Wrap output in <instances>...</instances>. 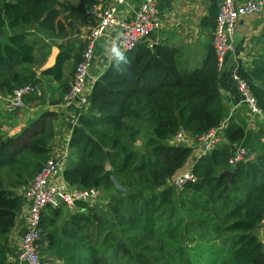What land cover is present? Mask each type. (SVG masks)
Segmentation results:
<instances>
[{"label":"trees","instance_id":"trees-1","mask_svg":"<svg viewBox=\"0 0 264 264\" xmlns=\"http://www.w3.org/2000/svg\"><path fill=\"white\" fill-rule=\"evenodd\" d=\"M95 3L81 0L67 7L59 0H0V36L5 39L0 40V94L43 85L35 72L36 43L26 29L37 25L44 37L63 39L73 28L72 23L66 26L63 14L72 10L78 18ZM7 28L15 34L9 36ZM58 46L55 65L42 72L60 86L61 98L54 105L69 92L64 70L74 49L70 43ZM251 78L264 111V89L258 84H264L262 63ZM35 100L43 102V97L26 99ZM56 117L45 113L15 135L0 137V264H12L11 234L24 204L19 190L28 189L51 159ZM223 120L213 47L204 66L190 73L180 71L177 51L164 45H140L123 53L94 84L90 108L74 129L64 173L71 186L101 189L107 205L79 204L87 214L73 215L62 230L44 213L39 245L47 241L49 246L41 247L40 255L55 254L66 264H199L194 246L202 243L222 246L223 257L210 264H264V245L256 234L264 219V154L234 167L228 163L245 139L242 127L231 123L225 133L228 144L196 161L190 169L194 182L181 191L170 184L193 149L167 142L180 131L205 134ZM107 170L129 190L127 195L114 197L113 184L104 178ZM225 171L233 172L232 181L221 175Z\"/></svg>","mask_w":264,"mask_h":264},{"label":"crops","instance_id":"crops-1","mask_svg":"<svg viewBox=\"0 0 264 264\" xmlns=\"http://www.w3.org/2000/svg\"><path fill=\"white\" fill-rule=\"evenodd\" d=\"M3 1V0H1ZM67 7L77 5L79 6L81 0H59ZM96 3H111L112 0H95ZM224 0H159V13L161 24L160 28L152 36V38L142 44L149 48L160 44L173 48L177 51V65L181 72L190 73L194 70L201 69L211 52L213 47V37L216 27V15ZM240 3L248 0H236ZM138 0H125V4L120 6L121 13L127 21L134 17L135 12L138 10ZM81 17V18H80ZM76 17L73 15L72 10L66 11L62 19L68 27L70 23L73 24L72 29H68L66 35L62 39L44 37L38 31V26L31 29H26V32L31 34L30 40L36 43V62L35 72L37 77L43 82L41 87L43 102L39 100L26 101L25 107L29 113H21L19 110L18 117L29 115L27 120L31 123L39 119L43 114L54 112L58 122L54 127V137L51 141L52 153L51 157L56 156L58 153L64 152L67 143H69V160L71 159L70 142L74 129L78 125L79 118L76 110L73 107H66L63 101L54 105L56 101L61 98L59 84L49 77L42 76L45 69L51 68L55 65L56 59L60 53L58 46L64 43H70L73 49L72 59L66 65L64 70L65 79L69 80L71 84L74 76L76 58L81 52V48L85 46V38L88 35L89 18L86 14ZM85 21L82 22V18ZM75 28V29H74ZM19 32L22 29H18ZM5 32L9 36L15 34L10 29ZM0 40L5 42V39L0 36ZM53 40L58 42L53 44ZM117 46L116 41L109 43L105 39L99 40L95 45V60L93 67L90 71L89 88L93 89L96 81L105 73L111 63L118 57H113V49ZM40 56L45 57L42 60ZM264 65V21L255 14L248 15L240 19L236 39L234 43V50L230 52L225 61V67L219 73V89L222 95L224 107V120L222 125H225L227 130L231 123H236L242 127L245 132V139L237 145V148H246L250 153V160H255L260 154H264V121L261 119H254L249 114L246 106L242 103V97L238 89V83L235 76L239 75L245 79L251 80V72L255 70L258 64ZM264 89V84L258 82ZM11 95L0 94V118L6 111L7 100ZM38 96V97H40ZM24 107V108H25ZM23 108V109H24ZM41 113L34 114L39 110ZM22 110V109H21ZM12 114V113H10ZM31 115V116H30ZM39 115V116H38ZM38 116V117H36ZM55 118V119H56ZM7 119V118H2ZM12 121V120H11ZM19 122V121H18ZM28 125V124H27ZM24 122L16 126L17 132L21 131L27 126ZM11 127L4 125L0 132L7 135H0V137H7L15 135L10 134ZM226 133V131H225ZM149 138V137H148ZM147 141V139H146ZM145 142V140H144ZM143 142H138L142 145ZM167 144L174 146L171 139ZM228 144L226 136L222 137L218 147ZM200 149L196 147L193 149V154L187 165L182 172L189 171L196 161L200 158ZM181 172V173H182ZM179 173L178 175H180ZM177 175V176H178ZM27 189L19 190L23 196ZM101 208V207H100ZM81 209V208H80ZM58 211V212H54ZM87 214L86 210L71 211L66 207L59 209H48L44 215L48 218L56 219V227L62 230L66 223L73 215ZM30 225L29 204L24 197V204L18 216L17 226L11 234V253L9 255L12 264L19 261L18 251L20 248V239L28 231ZM54 229V228H53ZM257 236L264 245V233L261 231L260 226L256 231ZM49 243L46 241L41 247L48 248ZM40 247V248H41ZM43 259H47L48 264H66L65 259L58 257L55 254L45 253L42 254ZM41 257V258H42ZM47 264L46 262H44Z\"/></svg>","mask_w":264,"mask_h":264},{"label":"built area","instance_id":"built-area-1","mask_svg":"<svg viewBox=\"0 0 264 264\" xmlns=\"http://www.w3.org/2000/svg\"><path fill=\"white\" fill-rule=\"evenodd\" d=\"M138 3V10L129 21L124 18L119 9L125 4V0H112L108 4L95 3L86 11V16L90 21L87 26L88 35L85 38V48L80 62L75 67L69 92L63 100L64 106L73 107L76 110L78 118L87 113L90 108L92 89L89 88V78L95 60L96 43L101 39L109 43L114 40L117 44L115 49L123 54L148 42L160 28L159 0H138ZM252 14L258 15L264 21V0H248L242 3L236 0H224L220 6L216 15L212 43L219 73L224 70L228 54L234 50L240 19ZM113 57H118L115 52ZM235 80L238 83L242 103L251 117L264 121V111L259 106L249 81L239 75L235 76ZM33 95H42L40 86L27 84L16 89L7 100V113H15L23 109L26 99ZM225 131V125L221 124L202 135L191 136L185 131H180L172 140L174 145H185L192 149L199 147L200 156H206L218 146ZM68 147L69 143L64 152L51 157L24 195L29 204L30 225L28 231L20 239L17 257L20 263L45 264L40 255L39 239L42 233L39 226L42 215L48 209L66 207L71 211H83L84 209H80L79 204L101 208L107 205L101 189H81L71 186L65 180L64 173L69 160ZM249 159L248 149L236 148L228 163L230 167H234ZM194 181L192 170H189L175 176L170 184L181 191L189 182ZM260 229L264 233V219L260 224Z\"/></svg>","mask_w":264,"mask_h":264},{"label":"rangeland","instance_id":"rangeland-1","mask_svg":"<svg viewBox=\"0 0 264 264\" xmlns=\"http://www.w3.org/2000/svg\"><path fill=\"white\" fill-rule=\"evenodd\" d=\"M43 56H40V58H42ZM46 58L43 57L42 60H45ZM26 106V105H25ZM24 110H27L26 107L22 110H20L21 113H29L28 111L24 112ZM39 111L34 113H41L42 110L38 109ZM19 115V111H16L15 113H3L1 115L2 118H7V119H2L0 118V130L1 128H3L4 125H7L8 127H11L13 125V127L11 128L10 134L16 133L17 129L16 126L20 123V121L24 122L26 125L29 124L30 122L27 120L29 117V115L27 116H23V117H18ZM31 116V115H30ZM39 116V115H38ZM36 116V117H38ZM12 120V121H11ZM19 121V122H18ZM0 135L4 136L7 135L4 132H0ZM194 252L195 254H200V258H199V264H210V262H212V260H214L215 258H222V246L220 244H215V245H208L205 246L204 244L200 243V244H196L194 246ZM42 257V255H41ZM44 257H42L43 259ZM44 262V261H43ZM47 263V262H46ZM14 264H25L24 262L20 263V261L15 262ZM48 264V263H47Z\"/></svg>","mask_w":264,"mask_h":264},{"label":"water","instance_id":"water-1","mask_svg":"<svg viewBox=\"0 0 264 264\" xmlns=\"http://www.w3.org/2000/svg\"><path fill=\"white\" fill-rule=\"evenodd\" d=\"M222 176H228L230 178V181L233 179V172L232 171H225L221 174ZM104 178L106 180H110L111 183L114 186V197H121L125 196L129 193V190H127L116 178L114 173L111 170H107L104 174ZM165 187H162L161 190H164ZM43 234V233H42Z\"/></svg>","mask_w":264,"mask_h":264},{"label":"clouds","instance_id":"clouds-1","mask_svg":"<svg viewBox=\"0 0 264 264\" xmlns=\"http://www.w3.org/2000/svg\"><path fill=\"white\" fill-rule=\"evenodd\" d=\"M113 51L115 52V54L118 56V57H121L122 56V53L117 51L116 49H113Z\"/></svg>","mask_w":264,"mask_h":264}]
</instances>
